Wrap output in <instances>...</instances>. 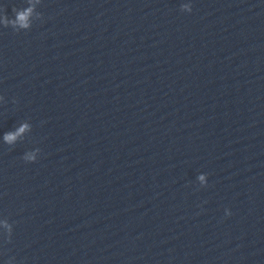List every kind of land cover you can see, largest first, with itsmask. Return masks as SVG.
<instances>
[{
    "label": "clouds",
    "instance_id": "1",
    "mask_svg": "<svg viewBox=\"0 0 264 264\" xmlns=\"http://www.w3.org/2000/svg\"><path fill=\"white\" fill-rule=\"evenodd\" d=\"M38 2V0H37ZM33 7L34 6H30L22 11H18L16 9H13L14 13H15V19L13 20H9L7 19V17H5L3 19V25L5 27H7L9 24H11L13 26V28H21V29H28L30 27V17L33 13ZM182 11H187L189 13H191L192 11V5L191 3H185L182 6ZM28 128L27 124L22 125L19 129H17L15 132H10V133H6L4 136V140L6 143L8 144H12L16 141V139L24 133V131ZM26 159L28 160H34L35 157L32 155H28L26 157ZM201 180L204 179L203 176L200 177Z\"/></svg>",
    "mask_w": 264,
    "mask_h": 264
}]
</instances>
